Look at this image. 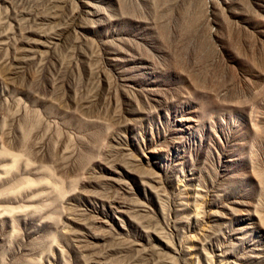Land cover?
Listing matches in <instances>:
<instances>
[{
  "label": "rangeland",
  "instance_id": "1",
  "mask_svg": "<svg viewBox=\"0 0 264 264\" xmlns=\"http://www.w3.org/2000/svg\"><path fill=\"white\" fill-rule=\"evenodd\" d=\"M0 264H264V0H0Z\"/></svg>",
  "mask_w": 264,
  "mask_h": 264
}]
</instances>
